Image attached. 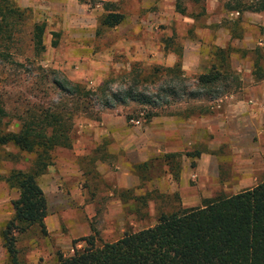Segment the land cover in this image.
I'll use <instances>...</instances> for the list:
<instances>
[{
  "label": "rangeland",
  "instance_id": "rangeland-1",
  "mask_svg": "<svg viewBox=\"0 0 264 264\" xmlns=\"http://www.w3.org/2000/svg\"><path fill=\"white\" fill-rule=\"evenodd\" d=\"M157 1L104 4L136 16V25L115 29L98 24L100 17L88 29L79 19L44 13L36 2L5 1L27 11L8 15L0 35V134L16 132L32 105L57 101L45 90L44 74L90 91L131 89L156 101L155 108L95 103L90 112L96 119L73 117L70 149L55 148L37 179L46 201L44 232L33 226L16 235L19 264H53L58 255L83 248L85 237L95 245L113 242L153 226L159 215L264 181V9L239 15L227 11V0H179L181 18L175 0ZM34 25L43 27L41 50ZM176 63L171 75L156 70ZM212 70L226 86L197 89L205 98L188 99L196 78ZM164 85L173 89L172 98L161 92ZM147 113L155 116L145 122ZM33 161L32 154L0 146V231L17 198L1 178L28 170ZM0 264H11L1 239Z\"/></svg>",
  "mask_w": 264,
  "mask_h": 264
},
{
  "label": "trees",
  "instance_id": "trees-1",
  "mask_svg": "<svg viewBox=\"0 0 264 264\" xmlns=\"http://www.w3.org/2000/svg\"><path fill=\"white\" fill-rule=\"evenodd\" d=\"M5 1L0 0V35L6 33L4 27H7L8 15L27 11L17 9L12 2L6 5ZM178 1L175 0L174 9L185 16ZM263 3L264 0H227L225 6L227 11L240 15L262 11ZM121 21V14L108 12L99 24L113 28ZM33 29L35 45L41 50L43 27L34 25ZM9 38L7 34L6 39ZM179 66L176 63L171 68L156 70L171 75L178 71ZM41 77L46 84L45 90L54 93L57 101H50L48 107L32 105L21 117L16 132L0 134V146L9 144L21 152L34 155L28 170H12L1 178L17 193V198L11 202V219L0 231L2 246L11 264H19L16 235L33 226L44 232L46 201L37 179L50 165V153L55 148L70 149L73 117L82 114L96 119L90 112L95 103L104 109L127 103L149 108L156 106L153 97L134 93L131 89L113 93L103 85L90 91L79 83L48 79L45 74ZM225 80L221 73L209 71L199 75L195 91H187L185 95L191 100L205 98L196 90L209 93L219 84L225 87ZM162 88L164 96H174L171 87L164 85ZM1 116L3 112L0 108ZM154 116V113H147L145 122ZM126 119H130L129 116ZM81 240L85 243L83 248L74 250L69 257L58 255L53 264H264V181L236 194L208 199L199 207L159 215L153 226L124 233L113 242L95 245L92 237Z\"/></svg>",
  "mask_w": 264,
  "mask_h": 264
},
{
  "label": "crops",
  "instance_id": "crops-1",
  "mask_svg": "<svg viewBox=\"0 0 264 264\" xmlns=\"http://www.w3.org/2000/svg\"><path fill=\"white\" fill-rule=\"evenodd\" d=\"M19 1L22 2L23 6H30V3L36 2L34 4H37V8L42 10L44 13L47 14V12L52 10L51 13L53 12L58 15L60 14L62 18L69 17V18L79 19L82 27H87L88 29H90L95 27L97 23V19L100 17L98 20V24H99V21L104 16V13L113 12V11L105 10L102 7L104 4H107L106 6L108 5L111 6L120 0H97L98 4H96L95 6L94 5L90 6L87 3L89 0H85L86 2L84 0H19ZM154 2L158 3L157 0H150V4H153ZM47 8L50 10H48ZM135 19L136 16L133 15L131 17L122 15V21L117 26L124 23L134 25ZM117 26L113 28L115 29ZM45 218L43 219V222Z\"/></svg>",
  "mask_w": 264,
  "mask_h": 264
}]
</instances>
